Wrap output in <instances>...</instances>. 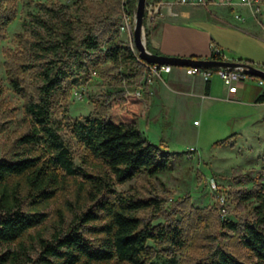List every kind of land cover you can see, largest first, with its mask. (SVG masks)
Here are the masks:
<instances>
[{
  "label": "trees",
  "instance_id": "16d2710c",
  "mask_svg": "<svg viewBox=\"0 0 264 264\" xmlns=\"http://www.w3.org/2000/svg\"><path fill=\"white\" fill-rule=\"evenodd\" d=\"M124 4L133 17L136 0H125ZM36 5L40 12L31 14V38L22 37L16 49L6 52V77L25 99L31 128L15 139V148L7 157L0 158V243L21 244L19 249L0 253V264H154L155 257L162 258L164 264H177L175 256L168 254L184 247L186 233L175 216L163 208L162 198L117 193L106 178L77 170L73 152L52 117L55 97L77 82L72 78L75 71L108 60L117 66L115 76L132 87L133 79L146 68L120 36V10L113 4L96 21H82V32L77 34L79 20L64 5ZM86 6V0H76L78 10ZM15 15L14 0H0V29ZM145 40L147 49L159 54L149 45L146 27ZM210 58L225 56L211 51ZM120 100L126 101L125 107L117 106ZM256 101L264 102V91ZM140 104L132 90L107 91L91 113L68 121L75 138L118 182L141 172L155 175L170 165V152L147 141L138 126ZM60 170L99 179L102 184L69 221L58 208L48 235L38 234L28 247L24 237L46 219L42 208L57 191ZM251 195L249 192L243 197ZM256 196L255 218L223 222L224 227L239 234L240 243L254 255L253 262H244L224 246L214 245L204 258L185 264H264V191L260 189ZM147 208L153 210L151 218L138 214ZM161 214L165 220L154 223Z\"/></svg>",
  "mask_w": 264,
  "mask_h": 264
},
{
  "label": "rangeland",
  "instance_id": "374dc122",
  "mask_svg": "<svg viewBox=\"0 0 264 264\" xmlns=\"http://www.w3.org/2000/svg\"><path fill=\"white\" fill-rule=\"evenodd\" d=\"M86 1L87 6L78 10L76 0H14L15 18L0 29V158L7 157L15 148V139L31 128L30 118L24 110L25 99L13 90L7 80L5 61L6 52L16 49L22 37L31 38L30 28L33 24L30 17L31 14L40 12L37 3L64 5L79 20L76 23L77 34L82 32V21H96L114 4L120 10V36L131 42L137 52L133 34L120 28L125 0ZM147 21L146 17L144 39ZM213 22L215 23L208 24L192 19L183 21L186 27L177 34L186 41L200 40V46L205 44L208 54L211 50L209 42L215 38L212 34L215 29L227 36L239 34V37L242 33L246 34L234 26L223 24V21L213 19ZM236 23L231 22L238 26ZM247 46L256 57L261 58L254 65L263 68L264 64L261 62L264 61V42ZM116 70L117 66L108 60L91 65L85 71L77 70L72 77L77 82L55 97L52 117L73 152L77 170L106 178L117 193L135 192L144 197L156 195L162 198L163 208L169 216H175L186 233L184 247L176 249L174 254L171 251L168 254L175 256L177 264L192 263L204 258L214 245L224 246L244 262H253L255 257L240 243L239 234L224 227L223 222H240L242 217L255 218L256 194L260 189L264 191V104L229 99L226 95L219 96L221 99L205 101L199 97L178 95L162 83L157 84L155 80L151 88L157 85L156 92L152 91L149 98L144 94L140 98L137 123L147 141L170 152L169 168L155 175L141 172L130 180L118 182L103 162L93 157L75 138L68 122L91 113L97 101L103 99L107 91L129 89L134 92L139 87L144 89L142 73L133 79V86L130 87L125 80L115 76ZM210 77L220 79V85L224 82L216 71ZM245 82L257 84V80L251 78L245 79ZM147 102L148 107L145 106ZM125 105V100H120L117 104L119 108ZM58 174L57 191L49 199L48 205L42 208L47 214L46 219L30 229L24 237L28 247L31 246V239L38 234L48 235L58 208L63 210L65 221H69L80 211L84 202L92 200L91 194L102 184L98 183L99 179L94 181L81 174H67L61 170ZM249 192L252 194L249 198L243 197ZM222 200L225 212L221 210ZM151 213L152 208L138 212L144 218H151ZM164 220L165 216L161 214L153 222ZM149 244L154 245L153 242ZM20 245L19 242L0 243V253L6 249H19ZM153 261L154 264H164L160 257H155Z\"/></svg>",
  "mask_w": 264,
  "mask_h": 264
},
{
  "label": "crops",
  "instance_id": "0c3cea01",
  "mask_svg": "<svg viewBox=\"0 0 264 264\" xmlns=\"http://www.w3.org/2000/svg\"><path fill=\"white\" fill-rule=\"evenodd\" d=\"M156 3L160 4V10L154 18L147 21L146 28L149 31V45L153 50L159 52V54L210 58V54L207 53L206 46L203 44L205 42L204 38L202 39V41L204 40L202 43L203 46H200V40L196 41L190 39L186 41L182 37H179L177 33L186 27V25L182 23L183 21L185 22L192 19L193 21L214 24L215 22H213V19H217L225 22L223 24L234 26L244 33L249 34L246 35L242 33L240 34L242 36L239 37V34L237 36H227L215 29V33H212L215 38H212L209 43L210 45L213 43L215 46L219 47L225 59H248L252 61L251 64H255L254 62L259 63L258 60H261V58L256 57L247 46L252 43L264 42V28L254 20L250 19L241 24L236 23L238 26L231 24V22L235 21H233L230 11L226 8H219L221 6L215 4H210L208 6H194L188 4L187 6L176 0H156ZM206 13L209 14V16ZM261 64H264V61H262ZM155 80H157V84L162 83L166 88L178 95L199 97L205 101L206 99H221L220 97L226 95L229 99L245 100L261 105L264 104V102L256 101L257 96L264 91V86L258 84V82L254 85L247 84L245 80H240L237 82L236 90L230 91L226 83L224 84L223 82V84L220 85V79H213L210 76L208 79H204L199 74H188L185 67L172 66L170 71H161L160 77L154 78L150 83L145 85L143 94L146 98L151 96V93H153L152 91L156 92L157 85L151 88ZM148 102L145 103L146 107L149 106ZM193 122H195V120Z\"/></svg>",
  "mask_w": 264,
  "mask_h": 264
},
{
  "label": "built area",
  "instance_id": "2783aa9c",
  "mask_svg": "<svg viewBox=\"0 0 264 264\" xmlns=\"http://www.w3.org/2000/svg\"><path fill=\"white\" fill-rule=\"evenodd\" d=\"M182 4H190V5H202L208 6L210 4L220 5L225 7L227 10L230 11L232 18L235 22L241 24L246 22L249 19L254 20L257 22L261 27L264 28V0H176ZM124 3V2H123ZM124 8L122 14V21H121V29H126L132 34V19L133 17L126 12L125 4H123ZM160 10V4L156 3L154 0L147 1L146 4V17L147 20H151L158 14ZM131 44V42H130ZM211 51L216 53L223 54L222 50L211 43ZM133 49V46L131 44ZM134 50V49H133ZM137 53V52H136ZM224 55V54H223ZM145 64V69L143 70L142 74L144 77V83H150L154 78L160 77L161 71H170L171 65L168 64H155V63H148L143 61ZM185 70L188 74H199L204 79H208L209 76L212 74L213 71L221 77V79L227 84L230 91H235L237 88V82L240 80H245L247 78L256 79L258 84L264 86V79L256 76L249 75L245 73L241 69L237 68H197L187 66ZM136 96L139 98L142 97L143 89L139 87L137 90L134 91ZM196 123V121L194 122ZM214 185V182H213ZM223 199V198H222ZM224 200H222V208L221 210L225 212Z\"/></svg>",
  "mask_w": 264,
  "mask_h": 264
},
{
  "label": "water",
  "instance_id": "95a60500",
  "mask_svg": "<svg viewBox=\"0 0 264 264\" xmlns=\"http://www.w3.org/2000/svg\"><path fill=\"white\" fill-rule=\"evenodd\" d=\"M146 2L147 0H136L135 14L133 19L134 23L132 27L134 45L137 49L138 57L142 61L155 64H168L171 66H191L204 69L221 67L237 68L243 70L249 75L264 79V68L240 60L196 58L191 56H170L165 54L152 53L146 47V41L143 34Z\"/></svg>",
  "mask_w": 264,
  "mask_h": 264
}]
</instances>
